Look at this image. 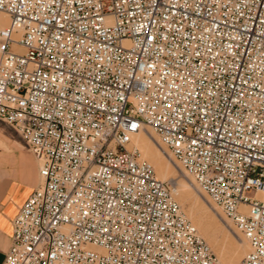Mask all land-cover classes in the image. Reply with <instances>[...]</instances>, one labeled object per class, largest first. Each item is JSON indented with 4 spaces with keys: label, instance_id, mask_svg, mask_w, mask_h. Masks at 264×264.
<instances>
[{
    "label": "built area",
    "instance_id": "built-area-1",
    "mask_svg": "<svg viewBox=\"0 0 264 264\" xmlns=\"http://www.w3.org/2000/svg\"><path fill=\"white\" fill-rule=\"evenodd\" d=\"M0 122L40 179L1 264H219L144 128L264 264V0H0Z\"/></svg>",
    "mask_w": 264,
    "mask_h": 264
},
{
    "label": "bare ground",
    "instance_id": "bare-ground-1",
    "mask_svg": "<svg viewBox=\"0 0 264 264\" xmlns=\"http://www.w3.org/2000/svg\"><path fill=\"white\" fill-rule=\"evenodd\" d=\"M142 132L144 131H140L132 137L131 145L138 149L141 156L153 165L159 179H168L173 176L176 173V168L179 166L178 161L171 162L165 156L166 146L160 141L156 133L153 131H148V133ZM183 173L186 178H191L186 171H183ZM192 188L189 184L182 182L173 189V194L175 197L177 196L193 225L210 246L218 252L219 264H238L250 250L247 240L242 237L240 243H238L239 245L234 247V251L231 254L220 253V249L227 244H233L232 234L230 235L223 226V223L225 224V220L227 221V219L225 217L218 218L213 213L212 210H217L218 206L203 190H199L202 196V198H199L196 196L197 190H193ZM197 189L199 188L197 187ZM195 191L196 193H194Z\"/></svg>",
    "mask_w": 264,
    "mask_h": 264
},
{
    "label": "rangeland",
    "instance_id": "rangeland-1",
    "mask_svg": "<svg viewBox=\"0 0 264 264\" xmlns=\"http://www.w3.org/2000/svg\"><path fill=\"white\" fill-rule=\"evenodd\" d=\"M142 133H148V131H152L150 128H144ZM3 147V148H2ZM5 147V148H4ZM165 147V146H164ZM165 156L169 159V161H175L174 156L171 152L165 147ZM169 155V157H168ZM153 168L155 176L158 178L157 173L153 167V165L145 158ZM179 163V162H177ZM183 171H185L179 163V166L176 168V173L169 177L168 179H159L161 181L166 182L173 194V189H175L180 183L184 182L189 184L193 190H197L194 193L197 197H201L200 191L201 190L195 183L194 180L191 178H186L184 176ZM183 174V175H182ZM193 184H191V183ZM0 183H8L10 184L11 189L16 192V194H20L23 199L39 185V177H38V162L34 155L28 150V147L24 143L20 134H18L12 127L9 125L0 122ZM197 187L199 189H197ZM199 191V192H198ZM174 199L180 205L181 209L185 213L187 219L192 223V221L188 218L185 210L182 208L177 196L173 194ZM219 209V208H218ZM212 210L213 213L218 218L225 217L221 210ZM226 218V217H225ZM227 219V218H226ZM193 225V223H192ZM194 226V225H193ZM223 226L226 228L228 233L233 236V244H227L225 247L220 249V253L231 254L234 251V247L239 245L240 239L243 237L242 234L236 229L234 224L227 219L225 220V224ZM195 227V226H194ZM196 228V227H195ZM197 229V228H196ZM198 231V229H197ZM202 239L206 242L209 246L211 252L216 257L217 261L219 262L218 252H216L207 240L202 236V234L198 231ZM235 234V235H234ZM10 244V240L7 241L5 249Z\"/></svg>",
    "mask_w": 264,
    "mask_h": 264
},
{
    "label": "crops",
    "instance_id": "crops-1",
    "mask_svg": "<svg viewBox=\"0 0 264 264\" xmlns=\"http://www.w3.org/2000/svg\"><path fill=\"white\" fill-rule=\"evenodd\" d=\"M28 195L23 199L20 194H16V192L11 189L10 184L0 183V264L10 245L9 244L5 249L7 241L10 240L11 237L12 220Z\"/></svg>",
    "mask_w": 264,
    "mask_h": 264
}]
</instances>
